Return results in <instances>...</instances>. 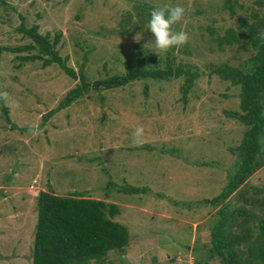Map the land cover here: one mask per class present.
<instances>
[{
    "label": "rangeland",
    "instance_id": "1",
    "mask_svg": "<svg viewBox=\"0 0 264 264\" xmlns=\"http://www.w3.org/2000/svg\"><path fill=\"white\" fill-rule=\"evenodd\" d=\"M223 1L0 0V92L9 94L7 105L0 100V264H31L42 191L116 205L112 219L132 241L125 252L91 264H227L225 250L209 252L220 207L206 201L235 172L246 127L231 117L240 113L239 87L212 70L224 63L245 70L255 50L242 43L219 47L216 38L229 29L240 33L264 10L252 0H233L230 17ZM164 4L185 8L174 30L189 36L167 52L155 47L147 29L150 11ZM21 26L36 27L50 41L57 36L64 65L89 82L67 107L58 109L79 81L57 63L44 66L47 56L31 58L40 54L26 49L33 42ZM139 57L149 69H164L167 61L172 69H187L193 84L187 88L184 74L110 90L93 87L126 75ZM138 126L145 130L141 144L133 138ZM32 127L38 134H29ZM259 141L249 200L264 199V130ZM125 186L140 191L121 193ZM234 194L226 201L229 209L250 211L253 206L236 204ZM239 250L245 259L244 244Z\"/></svg>",
    "mask_w": 264,
    "mask_h": 264
},
{
    "label": "trees",
    "instance_id": "2",
    "mask_svg": "<svg viewBox=\"0 0 264 264\" xmlns=\"http://www.w3.org/2000/svg\"><path fill=\"white\" fill-rule=\"evenodd\" d=\"M235 2L223 1V8L230 17L235 15L232 5ZM252 2L258 7V11L264 10V0ZM252 16L255 22L251 25L243 24L241 29H245L240 33L229 29L222 37L216 38L219 47L242 43L253 48L255 53L248 60L249 67L242 70L224 63L212 70L220 78L229 81L230 85L239 87L240 113H233L231 117L246 127L243 139L236 148L239 161L235 172L221 192L206 201L220 207L217 211L219 220L210 233L212 246L209 252L219 253L222 249L225 250L227 264H264V199L247 198L248 179L259 165V136L264 130V14L259 16L255 13ZM20 30L33 42L26 49L38 48L40 55L31 58L41 59L47 56L49 59L43 61L44 66L57 63L68 76L79 81V85L71 89L59 103L58 109L67 107L88 90L90 84L86 78L82 75L76 77L74 71L65 66L58 56L55 50L59 39L57 36L50 41L48 37L40 35L36 27L25 30L21 26ZM138 60L135 69L127 66L126 75L96 81L93 87L110 90L137 79L166 80L184 74L187 75V88L193 84L195 75L187 69H172L168 61V66L164 69H149L145 67L141 57ZM3 112L6 113V110L3 109ZM120 191L124 194H136L140 190L125 186ZM254 192L257 193L256 190ZM232 194L236 204L243 201L244 204L248 202L253 206L250 207L251 212L239 206L229 209L226 201ZM117 213L118 208L114 204L107 205L102 201L77 195L57 196L49 191L39 192L31 264H91L92 261H102L112 251L125 252L132 240L128 230L112 219ZM241 244L246 249L245 259L240 257L243 253L239 250ZM207 263L208 259H202L194 264Z\"/></svg>",
    "mask_w": 264,
    "mask_h": 264
},
{
    "label": "clouds",
    "instance_id": "3",
    "mask_svg": "<svg viewBox=\"0 0 264 264\" xmlns=\"http://www.w3.org/2000/svg\"><path fill=\"white\" fill-rule=\"evenodd\" d=\"M185 14V8L183 6L170 4H164L163 6L154 8L150 11V19L147 24V29H150L154 34L155 47L159 51L167 52L173 47L178 48L188 43L189 36L186 31L174 30V26L184 20ZM0 100L7 105L9 103V94L7 92H0ZM38 132V128H29L30 135H36ZM144 132L145 130L143 126H138L134 130L133 138L135 143H143Z\"/></svg>",
    "mask_w": 264,
    "mask_h": 264
}]
</instances>
